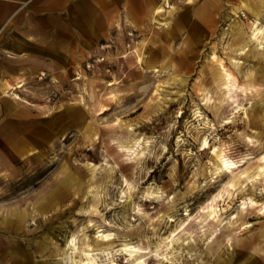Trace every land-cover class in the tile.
<instances>
[{
    "label": "rangeland",
    "instance_id": "rangeland-1",
    "mask_svg": "<svg viewBox=\"0 0 264 264\" xmlns=\"http://www.w3.org/2000/svg\"><path fill=\"white\" fill-rule=\"evenodd\" d=\"M208 1L191 23L182 22L188 11L172 13L179 23H118L62 75L20 78L31 113L0 121V216L33 240L62 227L61 248L66 235L82 247L108 232L114 250L129 243L151 251L145 264H162L163 255L171 264H211L209 236L227 230L264 251V173L251 176L264 155V130L249 122L264 119V40L248 43L254 17L241 8L261 0ZM143 41L144 68L132 52ZM214 147L237 161L234 173L248 168L234 189L226 187L228 173L204 175ZM130 148L144 149L134 157ZM218 194L217 223L192 219ZM40 214L49 226H37ZM14 243L0 233V249ZM257 257L264 264V254ZM39 259L71 264L67 256Z\"/></svg>",
    "mask_w": 264,
    "mask_h": 264
},
{
    "label": "crops",
    "instance_id": "crops-1",
    "mask_svg": "<svg viewBox=\"0 0 264 264\" xmlns=\"http://www.w3.org/2000/svg\"><path fill=\"white\" fill-rule=\"evenodd\" d=\"M164 1L0 0V86L8 84L11 87L8 93L0 92V121H9L19 113L27 118V113H31L30 107L20 100L19 95L25 88L20 78L43 72L62 75L82 52L93 50L104 42L110 29L118 23L153 22L151 10L156 5L164 6L166 15L160 19L167 23L181 22L171 19L176 12L192 13V16L187 14L190 18L182 17L183 23H191L194 11L209 9L208 0L195 5L186 2L181 8L171 4L175 0H168L177 8L172 15ZM13 94L17 97H12ZM23 151L19 150V154L24 155ZM15 153L18 154V150ZM0 218L11 222L9 217ZM27 232L25 228L18 230L14 224L11 231L0 228V233L15 242L0 249V264H36L40 260L37 256L34 260L30 252H34V248L28 242L30 233Z\"/></svg>",
    "mask_w": 264,
    "mask_h": 264
},
{
    "label": "bare ground",
    "instance_id": "bare-ground-1",
    "mask_svg": "<svg viewBox=\"0 0 264 264\" xmlns=\"http://www.w3.org/2000/svg\"><path fill=\"white\" fill-rule=\"evenodd\" d=\"M188 3L193 4V0H188ZM252 3H250V4L252 5ZM164 4H165V6H167L169 8L168 13H174L177 11V8L170 5L168 0H165ZM241 8H243L244 10L251 13V15H253V17H254V20L252 21V23H255V24L252 25V29H251V33L249 36L248 43L253 42L257 45H260L262 43V40H264V25L259 26V25H257V23H260L259 22L260 15L262 14V12H264V10H263L264 0H261V4L254 5L252 7L248 4V2H242ZM151 11H152L151 19L153 20V22L154 23H160L161 21L159 19H160V16L162 15V13L164 12V6L156 5L153 7V10H151ZM236 23H239V22H236ZM239 26H240V24L237 25V27H232V30L237 29ZM248 43H246L242 46V50H241L242 54H243V51H245L244 48ZM146 46H147V44H145V42L143 41L137 46V48H135L132 51L133 54L136 56L137 63L142 68H144L146 66V64L148 63V61L145 59V55H144L145 50H146ZM147 53H148V51H147ZM255 74H256L255 71H250L248 73L247 77L253 78V77H255ZM9 88H11V87L8 84H2L0 86V92H2V94L8 93ZM13 96L17 97L15 94H13ZM261 117L257 116L255 118H253V116H252V118L249 120V122H251V124L253 126L260 127L261 131H262V130H264V119H262ZM258 136H260V135H258ZM202 146H203V149L207 148V143L205 140L202 142ZM130 149L132 150L134 157H136V156H139L140 153L143 152L144 148L141 149V152H139L133 148H130ZM236 163H237V161L235 162V161H232L229 158H227L221 149L214 147L211 151V157L208 159V166L204 167V175L205 176L209 175L211 177V179H213V178L221 176L225 173H228L230 175V177H229V180L226 182V187L234 189L235 185L239 182L240 178L242 176H247L249 174V171H247L248 168L238 170L236 173H234L235 169L237 168ZM253 170H255V171H254V173L251 174V176H253L254 174L258 175L260 173H264V155H262L260 157V163L255 165ZM218 197H219V194L214 196L208 202H206L201 207V209L198 211V215L196 217H193L192 219H194L196 221L199 218L201 220V222H203V221L206 222L208 220L212 223H214V222L217 223V221L219 220V216H218L219 215L218 214L219 209L217 207L215 200ZM248 203L250 206H254L257 204L256 201L251 199V198L248 199ZM55 206L56 205H53L52 207L54 208ZM171 206H173L172 203H171ZM263 206L264 205H262L260 207V209H262ZM241 208L243 209L244 207H241ZM36 218H37V222H38V225H37L38 227L45 226V225L49 226V223H47L45 221L43 215L40 214V216H37ZM185 224H187V223H185ZM12 225L13 224L11 222H6L2 218H0V228H4L8 231H11ZM214 230L216 231L217 229H214ZM232 232H234V231L227 230L224 233L219 232V233L211 234L209 236V237H211V240L209 241V244L206 248V254L208 255V258L210 259L211 264H257V262H258L257 255H259L260 252H262L264 254V251L259 249L258 246L253 244L252 242L244 240L242 237L233 236ZM62 233H63L62 227L52 226L49 228L48 232H46L44 235H41L39 238L33 240L29 236L27 239H28L29 244L34 245L33 246L34 252L38 258H45V257L46 258L47 257L59 258L62 256H67L69 259H71V264H98V260H99V259H97L98 253H101L102 255L106 254L107 260H105V261H107V262L105 264H117L116 259H117L118 255L127 256L126 261L129 262L128 264H145L146 256H148V254L151 253V251H148V250L145 251L143 248H141L139 246L128 245L129 243L123 244L119 249L114 250V249H112V246H111V244H112V242H111L112 238L110 236L111 234H109L108 232L106 234H103L104 231L102 234H98L96 236L97 239L95 238L96 240H95L94 245H92V243H91L92 241L91 240L89 241V239L87 238L86 241L82 242V247L75 245L74 240H75L76 236L74 237V235H72V234L66 235L65 240H64V246H63V248H61L58 244V241H59V238L61 237ZM172 234H171V238H173L175 236ZM171 240H170V242H171ZM175 240L177 242L178 239H175ZM168 246H169L168 243H165L159 247L167 249ZM156 250H158V248ZM156 250H155V252H156ZM112 252H114V253H112ZM161 259L165 261L164 263L162 262V264H171V263H168L169 262L168 258L165 255H163ZM44 264H53V263L45 262Z\"/></svg>",
    "mask_w": 264,
    "mask_h": 264
},
{
    "label": "built area",
    "instance_id": "built-area-1",
    "mask_svg": "<svg viewBox=\"0 0 264 264\" xmlns=\"http://www.w3.org/2000/svg\"><path fill=\"white\" fill-rule=\"evenodd\" d=\"M129 35H130V33H129ZM100 47H103V45H101ZM88 68H89V66H88Z\"/></svg>",
    "mask_w": 264,
    "mask_h": 264
}]
</instances>
